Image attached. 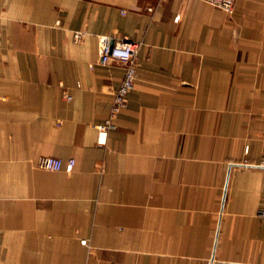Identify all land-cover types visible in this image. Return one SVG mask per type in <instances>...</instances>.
Returning <instances> with one entry per match:
<instances>
[{"label": "crops", "instance_id": "crops-1", "mask_svg": "<svg viewBox=\"0 0 264 264\" xmlns=\"http://www.w3.org/2000/svg\"><path fill=\"white\" fill-rule=\"evenodd\" d=\"M262 208L264 0H0V264H264Z\"/></svg>", "mask_w": 264, "mask_h": 264}, {"label": "built area", "instance_id": "built-area-1", "mask_svg": "<svg viewBox=\"0 0 264 264\" xmlns=\"http://www.w3.org/2000/svg\"><path fill=\"white\" fill-rule=\"evenodd\" d=\"M215 8H219L227 13H231L236 0H203ZM85 38V32L74 31L72 40L74 43H81ZM140 48L139 42H134L128 39H121L111 43V39L106 35L98 36V55L101 64H107L110 61H117L123 65V76L121 82L113 96V100L102 126H95L100 132H105L104 138L97 140L99 144H105L106 132L114 128V120L122 109L126 107L128 94L134 88L136 79L137 55ZM65 98L70 100L69 95ZM74 165V160H68L65 169L70 171ZM37 166L41 169L49 171H58L63 167L60 159L51 156H43L38 162ZM258 218H264V208L256 212Z\"/></svg>", "mask_w": 264, "mask_h": 264}]
</instances>
